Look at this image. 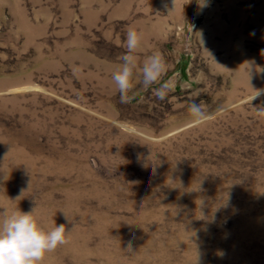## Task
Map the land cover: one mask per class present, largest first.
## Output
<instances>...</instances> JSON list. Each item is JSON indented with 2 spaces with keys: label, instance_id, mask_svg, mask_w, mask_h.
Here are the masks:
<instances>
[{
  "label": "rangeland",
  "instance_id": "rangeland-1",
  "mask_svg": "<svg viewBox=\"0 0 264 264\" xmlns=\"http://www.w3.org/2000/svg\"><path fill=\"white\" fill-rule=\"evenodd\" d=\"M205 5L0 0V220L65 225L42 264H264V0ZM157 51L167 72L144 87Z\"/></svg>",
  "mask_w": 264,
  "mask_h": 264
},
{
  "label": "clouds",
  "instance_id": "clouds-1",
  "mask_svg": "<svg viewBox=\"0 0 264 264\" xmlns=\"http://www.w3.org/2000/svg\"><path fill=\"white\" fill-rule=\"evenodd\" d=\"M198 5L206 6L205 0H197ZM144 33L130 29L126 33V53L121 57L119 68L112 74V80L120 93L121 102H127L128 92L133 88L137 59L135 53L140 48ZM167 72L163 55L157 51L149 55L140 69L141 83L144 87L161 82ZM174 89V80L160 83L155 96L164 100ZM188 111L192 122L199 125L208 119V114L195 100L189 102ZM257 115L264 118V107L257 108ZM66 227L56 225L45 230L31 212L18 210L0 220V264H42L47 253L66 244Z\"/></svg>",
  "mask_w": 264,
  "mask_h": 264
}]
</instances>
